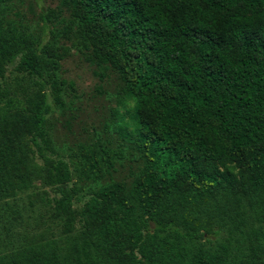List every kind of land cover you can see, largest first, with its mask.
Returning <instances> with one entry per match:
<instances>
[{
  "label": "trees",
  "instance_id": "16d2710c",
  "mask_svg": "<svg viewBox=\"0 0 264 264\" xmlns=\"http://www.w3.org/2000/svg\"><path fill=\"white\" fill-rule=\"evenodd\" d=\"M61 3V52L0 12V207L37 181L57 230L0 250V264H264V0ZM72 48L117 73L105 125L122 148L57 150ZM10 67L26 76L17 91ZM123 149L129 182L107 178Z\"/></svg>",
  "mask_w": 264,
  "mask_h": 264
},
{
  "label": "rangeland",
  "instance_id": "374dc122",
  "mask_svg": "<svg viewBox=\"0 0 264 264\" xmlns=\"http://www.w3.org/2000/svg\"><path fill=\"white\" fill-rule=\"evenodd\" d=\"M57 7L60 20L45 24L40 18L41 11ZM1 10L8 19L27 26L40 43L54 45L58 52L70 45V41L57 32L69 19V12L61 0H0ZM58 73L60 78L73 82L75 89L63 94L62 107L56 108L50 116V131L57 150L64 155L77 153L81 146L98 139L107 147L122 148L121 138L105 125L114 120L111 109L116 108V95L121 89L117 73L109 66H98L88 51L74 48L60 61ZM23 76L10 67L5 83L17 91L26 86V76ZM118 109L126 118L124 109ZM123 151L126 158L122 163H115V170L108 179L130 181V172L137 164L128 159L130 152ZM53 195V190L35 181L30 189L9 200L7 206L0 207V250L18 248L39 235L46 238L57 233L48 219L50 210L45 203L46 198Z\"/></svg>",
  "mask_w": 264,
  "mask_h": 264
}]
</instances>
